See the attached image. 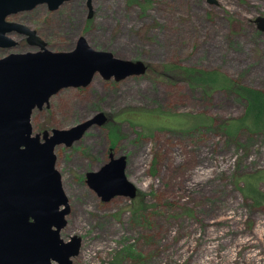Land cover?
Listing matches in <instances>:
<instances>
[{
  "label": "rangeland",
  "instance_id": "1",
  "mask_svg": "<svg viewBox=\"0 0 264 264\" xmlns=\"http://www.w3.org/2000/svg\"><path fill=\"white\" fill-rule=\"evenodd\" d=\"M149 1L94 0L92 19L87 0L8 18L37 31L50 51L70 52L84 36L95 50L147 66L145 75L122 82L97 75L89 87L63 90L34 111V134L70 129L99 112L108 117L72 147L56 148L71 208L61 238H81L74 264H264V206L244 199L239 183L242 175L264 170V135L240 130L229 136L221 129L243 117L247 102L161 75L172 67L218 72L264 93V33L254 22L264 17V0ZM11 37L18 46L0 49V59L39 51L26 37ZM131 113L141 122L150 117L157 130L120 120ZM183 117L206 124L174 131ZM110 154L126 157L136 198L104 202L87 185V174L98 172Z\"/></svg>",
  "mask_w": 264,
  "mask_h": 264
},
{
  "label": "water",
  "instance_id": "2",
  "mask_svg": "<svg viewBox=\"0 0 264 264\" xmlns=\"http://www.w3.org/2000/svg\"><path fill=\"white\" fill-rule=\"evenodd\" d=\"M70 1L0 0V49L18 46L11 37L14 33L39 48L0 59V264H74L81 250V238L73 236L68 242L61 238L71 208L55 151L59 146L72 147L92 128L103 127L108 117L99 112L70 129L34 134V111L48 107L63 90L89 87L97 75L122 82L147 72L145 63L95 50L84 36L70 52L50 51L37 31L8 20L41 5L55 12ZM93 2L87 0L88 19L94 14ZM254 22L264 33V17ZM126 169V157L110 154V161L98 172L87 174L86 183L104 202L115 197L134 199L138 189L128 180Z\"/></svg>",
  "mask_w": 264,
  "mask_h": 264
},
{
  "label": "trees",
  "instance_id": "3",
  "mask_svg": "<svg viewBox=\"0 0 264 264\" xmlns=\"http://www.w3.org/2000/svg\"><path fill=\"white\" fill-rule=\"evenodd\" d=\"M138 1L139 0H134L136 4ZM148 2L150 1L146 0L147 4ZM143 8L145 11L147 10V8L144 6ZM161 75L165 79H170L171 82L181 81L182 83H188L189 87L193 89L200 88L207 94L221 90L237 94L239 98L247 102L246 111L242 118L224 123L221 126L222 131L229 136L240 130H247L253 134L264 135L263 92L240 86V84H237L231 79L220 75L218 72H204L195 69H180L172 67L171 70H164ZM147 116L154 117L153 114H149ZM148 119H150V117L141 122V120H136L134 115L131 113L125 115L123 118L121 117L120 120L129 122L135 126H141L147 133L157 130V128H155V124H153V122H148ZM173 119H175V121L179 120L178 118ZM203 120L204 119L202 117H197V119L194 121L183 117L181 120H179L180 123L177 124L178 129L173 130L192 131L199 129L200 127H203L204 124H206L203 122ZM43 129L45 130V128ZM239 183L242 184V187H240V193L244 199L250 201L256 208L264 206V191L261 189V185L264 183V170H258L252 174L242 175L240 177Z\"/></svg>",
  "mask_w": 264,
  "mask_h": 264
}]
</instances>
